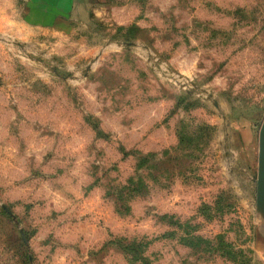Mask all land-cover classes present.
<instances>
[{"label": "rangeland", "instance_id": "1", "mask_svg": "<svg viewBox=\"0 0 264 264\" xmlns=\"http://www.w3.org/2000/svg\"><path fill=\"white\" fill-rule=\"evenodd\" d=\"M264 0H0V264H264Z\"/></svg>", "mask_w": 264, "mask_h": 264}, {"label": "water", "instance_id": "2", "mask_svg": "<svg viewBox=\"0 0 264 264\" xmlns=\"http://www.w3.org/2000/svg\"><path fill=\"white\" fill-rule=\"evenodd\" d=\"M262 142H263V147H264V127H263V130H262ZM264 149V148H263Z\"/></svg>", "mask_w": 264, "mask_h": 264}, {"label": "crops", "instance_id": "3", "mask_svg": "<svg viewBox=\"0 0 264 264\" xmlns=\"http://www.w3.org/2000/svg\"><path fill=\"white\" fill-rule=\"evenodd\" d=\"M43 2L47 1V0H42ZM55 1H59V0H55Z\"/></svg>", "mask_w": 264, "mask_h": 264}]
</instances>
